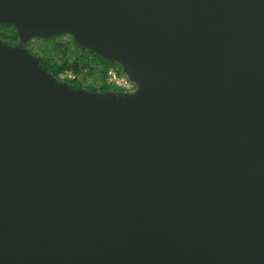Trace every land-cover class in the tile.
Returning <instances> with one entry per match:
<instances>
[{"label": "water", "instance_id": "95a60500", "mask_svg": "<svg viewBox=\"0 0 264 264\" xmlns=\"http://www.w3.org/2000/svg\"><path fill=\"white\" fill-rule=\"evenodd\" d=\"M137 87L75 94L0 46V264H264V0H0Z\"/></svg>", "mask_w": 264, "mask_h": 264}, {"label": "trees", "instance_id": "16d2710c", "mask_svg": "<svg viewBox=\"0 0 264 264\" xmlns=\"http://www.w3.org/2000/svg\"><path fill=\"white\" fill-rule=\"evenodd\" d=\"M62 35L46 38L51 45L50 51H46L45 46L40 49L44 55L39 56L36 53L28 50V53L32 58L36 59L38 66L46 72V74L52 76L57 84L65 85V87L71 92L78 94L81 92L88 94H101L106 96L112 94L114 99L128 97L129 93L125 90L114 87L107 82L108 70H114L118 75L123 74L119 65L108 59H104L103 56L96 54L93 50L86 48L83 45L70 37L69 42H60L58 40ZM19 37L15 28L10 24H0V46L6 44L9 49H15L18 43ZM23 46L26 44L22 43ZM70 72L74 78H60V75ZM95 73L99 76L100 84L85 85L80 76H93Z\"/></svg>", "mask_w": 264, "mask_h": 264}, {"label": "rangeland", "instance_id": "374dc122", "mask_svg": "<svg viewBox=\"0 0 264 264\" xmlns=\"http://www.w3.org/2000/svg\"><path fill=\"white\" fill-rule=\"evenodd\" d=\"M70 37L71 35L69 34H64L62 35L61 37L58 38V40L60 42H69L70 40ZM26 44V46H23V44ZM46 43V46H45V49L46 51H50L51 49V45L49 44L50 42L46 40V37H32V38H29L28 40H18V43L16 44L15 46V49L20 51V52H23L24 54L28 55L30 58L31 57V53L29 54L28 53V50L32 51L33 53H36L38 54L39 56H42L44 55L43 52L41 53L40 49L43 47V45ZM2 47H5L7 48L8 46L4 43L2 44ZM34 59V58H32ZM36 60V59H34ZM71 75L72 77L71 78H74V76L70 73V72H66L62 75H60V78H68V75ZM80 80H82L84 82L85 85H95V86H98L100 84L99 82V76L97 73H95L93 76H80L79 78ZM136 91H137V88H136ZM96 96H99V97H111L112 94H107L106 96H103L101 94H95Z\"/></svg>", "mask_w": 264, "mask_h": 264}, {"label": "built area", "instance_id": "2783aa9c", "mask_svg": "<svg viewBox=\"0 0 264 264\" xmlns=\"http://www.w3.org/2000/svg\"><path fill=\"white\" fill-rule=\"evenodd\" d=\"M72 76L69 74L68 78ZM72 79V78H71ZM107 82L112 84L114 87L121 88L125 90L129 95L136 92V85L131 81L125 74L118 75L114 70H108L107 72Z\"/></svg>", "mask_w": 264, "mask_h": 264}]
</instances>
